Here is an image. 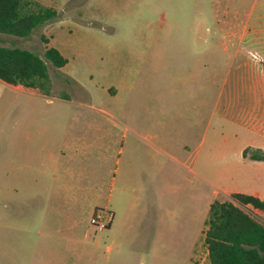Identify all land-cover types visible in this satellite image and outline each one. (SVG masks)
<instances>
[{"label":"crops","instance_id":"0c3cea01","mask_svg":"<svg viewBox=\"0 0 264 264\" xmlns=\"http://www.w3.org/2000/svg\"><path fill=\"white\" fill-rule=\"evenodd\" d=\"M140 34L149 35L147 42L118 45L123 59L134 55L131 48L140 52V66L103 88L114 101L111 108L91 107L107 122H84L78 112L59 124L15 122L6 140L18 157L22 144L38 137L47 145L58 132V153L48 149L47 161L40 163L44 175L31 177L43 196L55 186L50 170L68 183L73 169L81 172L84 156L100 173L105 168L97 156L93 161L94 153L111 151L117 196L106 227L133 244L125 264H207L204 231L211 203L231 200L232 193L264 201V160L250 157L264 152V27L253 22L251 28H150ZM0 83L35 88L36 93H24L28 104L37 97L51 103L38 87ZM98 178L93 173L90 186L72 183L65 191L95 195Z\"/></svg>","mask_w":264,"mask_h":264},{"label":"rangeland","instance_id":"374dc122","mask_svg":"<svg viewBox=\"0 0 264 264\" xmlns=\"http://www.w3.org/2000/svg\"><path fill=\"white\" fill-rule=\"evenodd\" d=\"M31 1L32 8L41 5ZM46 3L58 15L35 28L31 35L19 38L0 34V45L28 49L41 57L49 45L68 60L60 69L45 60L48 90L41 92L51 103L37 97L33 104H28L24 93H36L35 88L10 89L0 83V264H125V251L133 244L124 242L120 235L112 236L107 227H99L108 224L116 209L117 185H112L111 151L98 155L96 149L93 161L96 163L97 156L105 168L100 173L97 163L96 167L88 164L89 159L86 161L84 156L79 165L81 172L73 169L68 183L58 170H50L48 174L56 175L55 186L50 194L38 195L31 177L44 175L40 163L47 161L48 149L58 153V132H53L57 137L52 136L47 145L38 137L35 142L22 144L16 157L6 140L11 127L15 122L59 124L63 119L80 116L77 112L84 113V122L91 119L107 122L102 113H95L91 107L111 108L114 101L103 88L121 72L134 73L140 66V52L131 48L129 54L134 55L123 59V52L118 50L120 43L141 45L149 35L140 33L150 28L195 26L214 30L245 25L251 28L253 22L264 27V0H47ZM214 38L218 39V35ZM62 98L68 99L67 102ZM64 110L66 115L62 114ZM32 133L38 136V128H33ZM93 173L99 174L95 195L81 189L77 195L65 191L72 183L90 186L87 180H91ZM242 209L264 225V211L245 206ZM94 212L101 216L96 224L91 222Z\"/></svg>","mask_w":264,"mask_h":264},{"label":"trees","instance_id":"16d2710c","mask_svg":"<svg viewBox=\"0 0 264 264\" xmlns=\"http://www.w3.org/2000/svg\"><path fill=\"white\" fill-rule=\"evenodd\" d=\"M32 3L31 0H0V34L27 37L35 28L57 17L54 8L41 5L32 8ZM45 60L56 68L67 62L52 46L45 49L42 58L28 49L0 45V80L46 91ZM250 157L264 160V152L257 150ZM230 198L214 200L210 205L204 231L207 264H264V225L242 209L250 205L264 211V201L244 193H232Z\"/></svg>","mask_w":264,"mask_h":264},{"label":"built area","instance_id":"2783aa9c","mask_svg":"<svg viewBox=\"0 0 264 264\" xmlns=\"http://www.w3.org/2000/svg\"><path fill=\"white\" fill-rule=\"evenodd\" d=\"M99 219H101V216L99 217V214L98 213H94L93 215H92V218H91V222L93 223V224H96L98 221H99ZM108 222H109V218H108ZM106 226H107V224H101L99 227L101 228V229H103V228H106Z\"/></svg>","mask_w":264,"mask_h":264}]
</instances>
